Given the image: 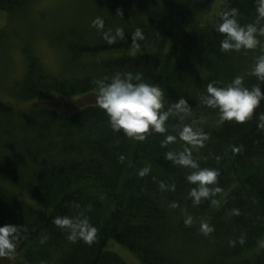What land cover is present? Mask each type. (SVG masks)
Wrapping results in <instances>:
<instances>
[{"label":"trees","instance_id":"1","mask_svg":"<svg viewBox=\"0 0 264 264\" xmlns=\"http://www.w3.org/2000/svg\"><path fill=\"white\" fill-rule=\"evenodd\" d=\"M34 1L0 0V10L23 16ZM102 1L101 12L90 9L82 25L101 17L104 30H124L123 41L109 44L94 26L88 37L63 27L57 40L68 56L58 75L47 71L28 44L22 49L25 70L10 95L24 107L0 108V181L13 187L0 183V225L21 226V231L14 256L0 258V264H126L106 249L110 239L143 264H264V100L245 122L223 124L217 123L216 110L201 103L210 81L223 87L241 75L245 87L261 83L250 73L264 55V35L255 49L223 52L224 34L216 31L230 9L237 10L241 25L256 22L261 0H225L212 19L207 15L214 0ZM138 27L145 39L134 48ZM51 42L57 44L54 38ZM110 50L138 52L101 56ZM117 72L139 73L143 82L158 84L164 90L162 110L183 96L193 117L180 122L170 116L165 133L152 132L144 141L113 131L91 95L97 96L96 80ZM260 87L264 92V83ZM78 95L91 101L73 106L69 100ZM193 121L208 133L193 157L201 167L220 170L221 192L212 197L218 205L210 200L194 205L188 195L194 185L186 180L191 170L165 158L169 151H183L180 125ZM168 134L177 139L164 145ZM146 166L151 171L140 177ZM161 181L175 189L162 190ZM14 190L41 209L17 198ZM171 202L178 207H170ZM79 213L98 230L91 245L69 241L53 223L57 216ZM187 216L190 225L184 222ZM202 221L214 228L207 236L200 230Z\"/></svg>","mask_w":264,"mask_h":264},{"label":"clouds","instance_id":"2","mask_svg":"<svg viewBox=\"0 0 264 264\" xmlns=\"http://www.w3.org/2000/svg\"><path fill=\"white\" fill-rule=\"evenodd\" d=\"M262 6L258 8L259 19L248 25H241L237 19L236 9H230L223 13L216 24V31L224 34L220 41V49L223 52L240 51L241 49H255L261 45L259 35H264V24L260 20L264 19V0ZM98 31L102 32L103 38L109 43H115L118 39H125L124 30L120 27L105 29L104 20L96 17L92 21ZM145 39L143 31L138 27L132 34L134 48L139 45L136 41ZM261 83H264V55L257 58L251 69ZM97 88L96 103L104 110L108 117L111 129L116 132L122 131L124 135L137 141H144L148 134L152 132L165 133L167 131L166 121L169 117H175L183 122L193 117V108L182 96L171 104L167 110L164 109V90L158 84L143 82L141 74L115 73L110 79L107 77L95 81ZM260 84L252 88L244 86V76H235L226 86H217V82L207 83L206 92L201 96V103L217 111L218 124L225 121L245 122L250 119L254 109L264 100V92L261 91ZM193 123H181L179 139L185 142L183 151L177 153L169 151L165 153V158L174 164L190 169L186 176L189 184L194 185L188 193L194 205H199L205 200H210L213 205H218L219 201L212 198L221 188L218 185L220 170L218 168L201 167L197 159L193 157V151L204 147L208 140V133L202 129L194 127ZM264 127V124L261 125ZM176 135L165 136L164 145L174 143ZM124 159L123 156L120 157ZM151 171L150 167H143L138 171L140 177H144ZM162 190H174L175 185H166L160 182ZM211 186V187H210ZM79 208V204H75ZM170 207L176 208L178 204L171 202ZM232 214L239 215V209H232ZM185 224H191V216L185 218ZM53 223L60 229L67 232L68 240L76 242L82 240L91 245L96 239L97 228L90 222L87 215L79 213L75 216H57ZM201 232L207 236L214 231V228L207 222L202 221ZM21 226L4 224L0 225V258L11 259L16 251L15 241ZM46 239V237L44 238ZM41 240V243L44 242ZM243 243V237L239 238ZM230 243H235L231 241Z\"/></svg>","mask_w":264,"mask_h":264},{"label":"rangeland","instance_id":"3","mask_svg":"<svg viewBox=\"0 0 264 264\" xmlns=\"http://www.w3.org/2000/svg\"><path fill=\"white\" fill-rule=\"evenodd\" d=\"M98 1L100 5L97 1L94 5L89 0H35L25 9L23 16H20L19 13L18 16L11 15L0 10V108L15 110L24 107V103L16 101L10 95L13 82L20 79L25 70L26 60L23 47L28 44L48 72L54 75L61 74L65 69V60L68 54L60 47L57 37L62 34L63 27L78 31L83 37H88L92 32V22L82 25V21L90 17L89 10L92 8L97 7L96 12H101L104 2ZM224 1L214 0L207 15L208 18L212 19L220 11ZM53 38L57 41L58 46L55 42L56 45L51 42ZM137 52L110 50L101 56L105 58L119 57ZM91 98L96 99V96L91 95ZM70 99H72L69 101L73 106L86 99L91 101L90 98H83V95ZM29 103L31 101L27 104ZM63 106H68V101L64 100ZM0 183L8 188L12 187L8 182L0 181ZM13 193L17 198L26 200L32 206L41 209L37 202L25 196L23 192L14 190ZM106 249L116 253L126 264H143L134 253L115 240H108Z\"/></svg>","mask_w":264,"mask_h":264}]
</instances>
